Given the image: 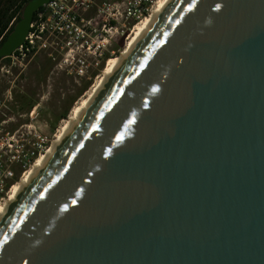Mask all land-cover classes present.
Wrapping results in <instances>:
<instances>
[{"label":"water","instance_id":"1","mask_svg":"<svg viewBox=\"0 0 264 264\" xmlns=\"http://www.w3.org/2000/svg\"><path fill=\"white\" fill-rule=\"evenodd\" d=\"M0 264H264V0H171L1 218Z\"/></svg>","mask_w":264,"mask_h":264},{"label":"rangeland","instance_id":"2","mask_svg":"<svg viewBox=\"0 0 264 264\" xmlns=\"http://www.w3.org/2000/svg\"><path fill=\"white\" fill-rule=\"evenodd\" d=\"M116 1L121 3L124 0ZM156 2L148 15L134 26H141L155 8ZM108 3L109 0H85V4L89 5L88 10L84 14L79 10V14L84 19H94L91 23L97 29V20L103 15L101 7ZM50 16L45 11L37 24L52 26ZM108 34L104 41L107 42L103 43L101 64L89 67L82 77L77 76L75 67L66 66L67 50L60 47L54 35H49L45 49L38 51L37 41L33 38V53L27 56L23 50H17L8 62H0V155L4 157L6 154L7 159H16L17 155L21 156V151L35 149L38 153L36 162L46 154L73 110L96 85L107 69L108 62L122 54L134 31L131 27H118L115 32L111 30V38L110 32ZM98 40L99 37L94 41ZM12 170L16 177L15 183L11 185L14 187L20 184L24 173L18 163L12 165Z\"/></svg>","mask_w":264,"mask_h":264},{"label":"built area","instance_id":"3","mask_svg":"<svg viewBox=\"0 0 264 264\" xmlns=\"http://www.w3.org/2000/svg\"><path fill=\"white\" fill-rule=\"evenodd\" d=\"M109 1L110 3L103 4L101 7L103 15L97 20L100 28L96 29L91 23L94 19H84L79 14V10L83 14L88 10L89 5L85 4V0H50L32 20L29 32L17 50H23L25 55L33 53V38L37 41L36 49L43 50L48 38L54 35L60 47L67 50L65 63L68 65L66 66L75 67L77 76L82 77L89 67H97L101 64L103 43L107 42L104 41L109 35L108 32L111 38V30L115 32L118 27L133 28L135 23L148 15L155 2V0H124L121 3L116 0ZM45 11L51 14L52 26L44 27L41 23L37 24ZM98 37L101 41H94ZM88 56L92 58L89 59ZM37 147L39 150V146ZM37 156L35 149L27 152L21 151V156L17 155L16 159L15 157L7 159L6 154H4V159L0 155V207L5 202L11 185L16 181L12 165L18 163L24 173L25 169L35 162Z\"/></svg>","mask_w":264,"mask_h":264},{"label":"bare ground","instance_id":"4","mask_svg":"<svg viewBox=\"0 0 264 264\" xmlns=\"http://www.w3.org/2000/svg\"><path fill=\"white\" fill-rule=\"evenodd\" d=\"M171 0H157L156 6L151 11V14L145 19L141 26L135 25L133 27L134 35L126 45L122 54L112 60L107 64V69L103 72L102 76L97 81L96 85L92 88L91 91L88 92L86 97L82 100V102L77 106L76 109L73 110L71 117L69 118L66 125L59 130L57 135L55 136V140L51 145V148L46 152L45 155L41 156L33 166L24 172V175L21 178L20 184L17 186L11 187L5 202L0 207V220L7 212V210L11 207V205L17 200L19 195L24 191V189L28 186V184L32 181V179L36 176V174L40 171L49 157L53 154L56 148L60 145L66 134L69 130L73 128V126L77 123V121L81 118L84 112L88 109L91 103L95 100V98L100 93L101 89L104 87L106 83L111 79V77L115 74L119 66L123 63L125 58L129 55V53L134 49L140 39L145 35V33L150 29V27L154 24L157 18L162 14L164 9L167 7Z\"/></svg>","mask_w":264,"mask_h":264},{"label":"trees","instance_id":"5","mask_svg":"<svg viewBox=\"0 0 264 264\" xmlns=\"http://www.w3.org/2000/svg\"><path fill=\"white\" fill-rule=\"evenodd\" d=\"M3 1V2H2ZM30 0H0V45L4 42L7 35L12 31L15 23L20 19L21 10ZM42 9L39 8L33 16V20L36 18V14ZM15 51L13 54H16ZM30 54H27V56ZM9 58H1L0 62H8ZM64 118V117H62Z\"/></svg>","mask_w":264,"mask_h":264}]
</instances>
